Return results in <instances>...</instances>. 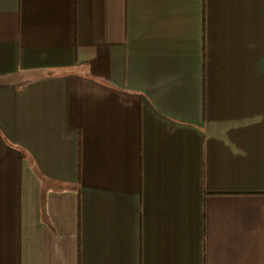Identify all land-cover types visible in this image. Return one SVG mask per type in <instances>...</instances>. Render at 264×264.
<instances>
[{"label": "crops", "instance_id": "crops-1", "mask_svg": "<svg viewBox=\"0 0 264 264\" xmlns=\"http://www.w3.org/2000/svg\"><path fill=\"white\" fill-rule=\"evenodd\" d=\"M0 264H264V0H0Z\"/></svg>", "mask_w": 264, "mask_h": 264}]
</instances>
